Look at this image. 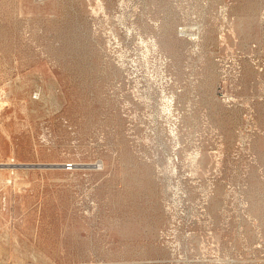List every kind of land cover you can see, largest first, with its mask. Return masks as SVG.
Wrapping results in <instances>:
<instances>
[{
    "label": "rangeland",
    "instance_id": "rangeland-1",
    "mask_svg": "<svg viewBox=\"0 0 264 264\" xmlns=\"http://www.w3.org/2000/svg\"><path fill=\"white\" fill-rule=\"evenodd\" d=\"M263 18L0 0V264H264Z\"/></svg>",
    "mask_w": 264,
    "mask_h": 264
},
{
    "label": "bare ground",
    "instance_id": "bare-ground-1",
    "mask_svg": "<svg viewBox=\"0 0 264 264\" xmlns=\"http://www.w3.org/2000/svg\"><path fill=\"white\" fill-rule=\"evenodd\" d=\"M94 2V1H93ZM92 6V5H91ZM93 12V11H92ZM264 19V18H263ZM233 32V31H232ZM231 35V34H230ZM225 37V36H224ZM223 42V41H222ZM228 49V48H227ZM229 50V49H228ZM200 52V51H199ZM143 55V54H142ZM231 57V56H230ZM233 57V56H232ZM237 60V59H236ZM135 65V64H134ZM225 65V64H224ZM223 66V65H222ZM239 68V67H238ZM236 70V69H235ZM231 81V80H230ZM231 83V82H230ZM160 97V96H159ZM164 101H165V105H164V108H165V111L166 112H168V114H171L172 112H173V106H174V97H173V95H171V96H164ZM230 102V101H229ZM250 102V101H249ZM248 102V103H249ZM234 103V102H233ZM162 104H163V102H162ZM245 104V103H244ZM156 113V112H155ZM253 114V113H252ZM178 116V115H177ZM174 119V118H173ZM178 119V118H177ZM251 120V119H250ZM250 122V121H249ZM167 123V122H166ZM249 124V123H248ZM171 128V127H170ZM174 128V127H173ZM172 130V129H171ZM176 130V129H175ZM129 131V130H128ZM177 131V130H176ZM131 134V133H130ZM171 135H173V134H171ZM172 137V136H171ZM177 137V136H176ZM249 143V142H248ZM175 145V144H174ZM245 146V145H244ZM248 146V145H247ZM224 148V147H223ZM219 149V148H218ZM226 151V150H225ZM200 152V151H199ZM174 155V154H173ZM200 155V154H199ZM176 157V156H175ZM174 157V159H176ZM178 159H180V157H177ZM216 158V157H215ZM172 161H174V162H177V161H175V160H172ZM181 161V160H180ZM148 162H149V160H148ZM198 162V161H197ZM215 162V161H214ZM200 163V162H199ZM29 165V164H28ZM53 167L54 166H58L57 164H51ZM175 165H176V163H175ZM9 166L6 164H4V165H1L0 166V170H6L7 168H8ZM22 168L23 169V167H22V165H17L16 166V169L18 168V169H20V168ZM195 168H197V167H195ZM28 169V168H27ZM179 169V168H178ZM156 170V169H155ZM194 171V170H193ZM177 174V173H176ZM170 176V175H169ZM159 177V176H158ZM178 177H179V175H178ZM185 177V176H184ZM157 178V177H156ZM190 178V177H189ZM188 178V179H189ZM179 180V179H178ZM127 181V180H126ZM134 187V186H133ZM126 196V195H125ZM204 196V195H203ZM168 202V201H167ZM174 203V202H173ZM172 204V203H171ZM165 210L167 211V209L165 208ZM169 210V209H168ZM245 211V210H244ZM169 213V212H168ZM182 213V212H181ZM171 214V213H170ZM179 216V215H178ZM247 218H248V216H247ZM178 219V218H177ZM180 219V218H179ZM250 219V218H249ZM253 220V219H252ZM254 221V220H253ZM256 221V220H255ZM174 223H175V221H174ZM177 223V222H176ZM180 223V222H179ZM171 224V223H170ZM168 229V228H167ZM174 231V230H173ZM164 232V231H163ZM171 232V231H170ZM170 232H169V234H170ZM176 233V232H175ZM167 237V236H166ZM165 238V237H164ZM263 241V240H262ZM168 244V243H167ZM174 247V246H173ZM177 247V246H176ZM187 249V248H186ZM251 254V253H250ZM191 261V260H190ZM186 264V263H185ZM252 264V263H251Z\"/></svg>",
    "mask_w": 264,
    "mask_h": 264
},
{
    "label": "built area",
    "instance_id": "built-area-1",
    "mask_svg": "<svg viewBox=\"0 0 264 264\" xmlns=\"http://www.w3.org/2000/svg\"><path fill=\"white\" fill-rule=\"evenodd\" d=\"M33 98L36 99L37 95H33ZM9 167L6 169V171L9 172L8 178L4 181L5 185H10L11 183V176H13V172L16 170V163H14V160H10V163L7 164ZM75 165L73 163H66L63 165V170L66 172H72L74 170Z\"/></svg>",
    "mask_w": 264,
    "mask_h": 264
},
{
    "label": "water",
    "instance_id": "water-1",
    "mask_svg": "<svg viewBox=\"0 0 264 264\" xmlns=\"http://www.w3.org/2000/svg\"><path fill=\"white\" fill-rule=\"evenodd\" d=\"M23 168H39V169H47L52 168V165H22Z\"/></svg>",
    "mask_w": 264,
    "mask_h": 264
}]
</instances>
